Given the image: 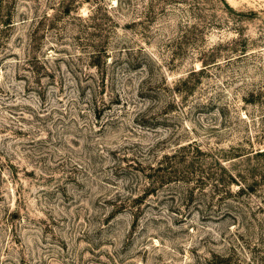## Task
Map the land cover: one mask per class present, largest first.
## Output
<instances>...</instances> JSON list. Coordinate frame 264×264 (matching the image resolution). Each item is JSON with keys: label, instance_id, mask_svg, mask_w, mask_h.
Wrapping results in <instances>:
<instances>
[{"label": "rangeland", "instance_id": "rangeland-1", "mask_svg": "<svg viewBox=\"0 0 264 264\" xmlns=\"http://www.w3.org/2000/svg\"><path fill=\"white\" fill-rule=\"evenodd\" d=\"M2 2L0 264H264V0Z\"/></svg>", "mask_w": 264, "mask_h": 264}, {"label": "trees", "instance_id": "trees-1", "mask_svg": "<svg viewBox=\"0 0 264 264\" xmlns=\"http://www.w3.org/2000/svg\"><path fill=\"white\" fill-rule=\"evenodd\" d=\"M3 0H1V5H0V13H2V10H3ZM261 153H264V152H261Z\"/></svg>", "mask_w": 264, "mask_h": 264}]
</instances>
